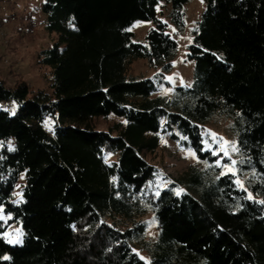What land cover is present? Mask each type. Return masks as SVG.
<instances>
[{"label":"trees","instance_id":"trees-1","mask_svg":"<svg viewBox=\"0 0 264 264\" xmlns=\"http://www.w3.org/2000/svg\"><path fill=\"white\" fill-rule=\"evenodd\" d=\"M190 1H42L45 29L58 35L37 53L49 91L0 78V102L15 104L12 114L0 108V264H264V0H203L187 45L192 85L157 94L178 49L158 8L170 6L181 34ZM137 21L153 23L143 42L130 30ZM139 59L160 68L157 80L129 73ZM109 115L124 124L94 126ZM218 116L236 141V174L222 173L216 162L229 159L204 144L203 125ZM160 134L203 167L158 187L143 152ZM11 224L20 244L3 237Z\"/></svg>","mask_w":264,"mask_h":264},{"label":"rangeland","instance_id":"rangeland-1","mask_svg":"<svg viewBox=\"0 0 264 264\" xmlns=\"http://www.w3.org/2000/svg\"><path fill=\"white\" fill-rule=\"evenodd\" d=\"M43 0H0V78L9 87L26 82L32 90L49 91L51 83L50 69L41 66L37 61V53L41 49L52 47L58 41L56 32H48L45 29L46 16L41 10ZM205 4L203 0H191L185 7V28L183 33L176 34L173 25L169 23V5L159 6V18L167 24L168 32L177 40L178 49L173 59V68L164 73L167 84L158 85L157 94L169 96L175 86L189 87L193 82V61L187 59V45L191 43V31L203 12ZM153 26L150 21H137L130 30L135 33V40L143 42L147 30ZM160 68H151L146 60L139 59L133 62L129 73L137 77H149L157 80ZM1 109H7L11 114L15 111L14 103L0 102ZM50 120H47L49 124ZM122 123L123 119L114 115L94 119V126L99 130H114L115 125ZM49 129V126H48ZM115 132V131H113ZM204 144L207 149L221 153L229 159V163H222V173L236 174V141L229 130V120L224 117H214L203 125ZM233 147L235 150H233ZM228 155L225 156L224 152ZM144 157L157 169L158 177L156 185L162 187L163 179L177 178L185 173L191 165L203 167L196 158L193 150L184 145L181 139L174 140L168 135L160 134V143L154 151L143 152ZM109 161L113 159L111 154L106 155ZM227 165V167H225ZM168 177V178H164ZM238 186L243 188V181ZM20 177L14 197L20 198ZM253 198L252 195H250ZM0 217L3 216L0 214ZM146 223V238L153 241L157 236V225L151 213L143 217ZM22 229L11 224L3 233L4 239L11 244H20L22 241ZM134 251L143 259L148 260L146 253L138 247Z\"/></svg>","mask_w":264,"mask_h":264},{"label":"snow or ice","instance_id":"snow-or-ice-1","mask_svg":"<svg viewBox=\"0 0 264 264\" xmlns=\"http://www.w3.org/2000/svg\"><path fill=\"white\" fill-rule=\"evenodd\" d=\"M233 150H235V148H234V147H233ZM213 155H218V153H217V152H215V151H213ZM224 155H225V156H227V155H228V153L225 151V152H224ZM216 163H217V165H219V164H220V160H217V162H216ZM232 163H233V164H235V161H232ZM225 167H227V165H225ZM237 183H239V181H237ZM249 198H251V197H249ZM261 203H264V201H262Z\"/></svg>","mask_w":264,"mask_h":264}]
</instances>
